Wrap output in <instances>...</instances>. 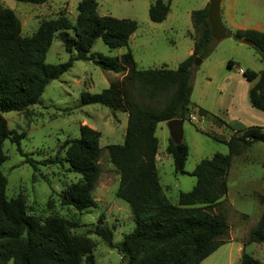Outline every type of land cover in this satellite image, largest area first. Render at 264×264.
<instances>
[{"label":"trees","instance_id":"obj_1","mask_svg":"<svg viewBox=\"0 0 264 264\" xmlns=\"http://www.w3.org/2000/svg\"><path fill=\"white\" fill-rule=\"evenodd\" d=\"M17 3L43 5L48 0H13ZM100 0H82L77 4L74 22L60 14L58 18L40 22L30 37L21 35V24L16 14L0 1V169L7 160L3 144H16L17 152L33 171L38 163L23 154L20 137L9 134L7 123L1 114L19 113L40 103L45 88L53 80L69 71L76 61L91 62L102 70L122 75L109 88L96 95L83 92L82 106L100 105L127 114V124L122 145H110L109 161L119 175L116 197L126 203L135 224L131 233L123 236L119 245L113 244V234L107 228L97 226L94 235L109 248L116 249L126 264H201L225 244L228 232L226 219L211 210L227 195L226 178L231 159L238 157L254 143L264 144V128L234 129L222 120L198 109L200 117L208 116L217 125L239 136L228 141L203 133L225 143L228 154H215L211 159L200 161L190 176L196 182L188 193H180L177 203L172 204L159 183L156 155L159 144L155 137L157 125L171 120H188L190 114L191 78L195 59H206L215 44L211 38L207 20V6L191 13L194 32L192 54L179 64L176 70L165 67L156 70H140L128 50L121 57H108L91 53L97 39L109 49L128 47L130 37L137 30V23L129 19H115L98 15ZM171 0H154L148 9L152 23L164 22L169 13ZM58 34L67 62L47 65L46 54L54 36ZM226 37L236 42L247 40L259 55L264 66V33L255 30L227 31ZM234 66L227 63V69ZM242 77L253 84L248 91L252 109L264 114V69L256 73L245 70ZM130 88L141 93L146 100L160 104L162 95L168 97L161 109L141 106L130 93ZM189 121V120H188ZM100 133L88 126H81L79 137L66 141L64 162L69 170L81 176L80 180L62 193L60 204L77 213L96 207L91 193L100 175ZM171 159L174 173L184 171L188 147L182 141L174 145L170 138L165 149ZM61 159L43 161L41 166L57 164ZM6 178L0 170V264H95L92 252L94 242L73 234L79 227L74 218L52 214L45 220L28 214L24 197L6 196ZM264 206V196L259 199ZM52 202L48 201L51 208ZM248 244L264 243V215L248 234ZM240 264H260L246 253Z\"/></svg>","mask_w":264,"mask_h":264},{"label":"rangeland","instance_id":"obj_2","mask_svg":"<svg viewBox=\"0 0 264 264\" xmlns=\"http://www.w3.org/2000/svg\"><path fill=\"white\" fill-rule=\"evenodd\" d=\"M1 1L19 19L21 35L30 37L40 22L56 19L60 14L74 22L77 4L82 0H54L42 7L13 0ZM153 1L100 0L97 7L99 16L129 19L135 21L138 27L128 47L111 50L101 39H97L91 53L121 57L130 50L140 70L162 67L176 70L192 54L195 34L191 13L208 7V0H171L167 18L160 24L152 23L148 18V9ZM220 8L222 23L228 31H234L231 28L233 23L244 30L264 33V0H222ZM68 57L56 34L45 63L53 66L63 64ZM229 61L234 63L231 70L227 69ZM263 69L256 51L232 37L215 42L210 55L199 65L193 64L189 121H183L182 128V141L188 147L184 166L186 175H176L171 159L166 158L164 149L169 138L167 124H161L155 132L159 144V183L172 204L177 203L180 193H188L194 187L196 180L190 174L200 161L211 159L215 154H228L225 143L201 132L220 141L240 135L235 130L217 125L208 116L200 117L198 109L222 120L231 128H234V124L237 129L264 128V114L249 105L248 91L253 84L242 77L245 70L259 73ZM121 79L122 75L104 71L91 62L76 61L69 71L49 83L39 104L24 112L1 114L9 134L20 137L22 153L38 163L35 173L24 163L16 144L4 142L3 152L7 160L0 170L7 181V198L23 196L28 214L41 220L55 213L64 218H74L79 227L72 233L84 235L94 242L92 255L95 264H126L116 249L109 248L94 235L97 226L112 231L114 245H119L123 236L131 233L135 227L129 206L116 197L119 175L110 163L106 149L110 145L123 144L127 115L100 105L82 106L80 96L83 92L99 94L108 89L111 82ZM130 93L141 106L155 109H161L168 100L162 95L163 101L155 104L137 90L130 88ZM85 125L100 133V175L91 193L96 207L77 213L60 204L61 193L81 178L79 174L71 172L64 162L62 146L66 141L76 140L80 127ZM56 157L62 161L48 166L40 165L43 161H54ZM226 183V197L211 210V213L220 214L226 219L229 229L224 237L225 244L201 264H240L243 253L264 264V243H247L250 230L264 215V206L259 204V199L264 196L263 143H254L248 151L231 159ZM48 201L52 202L51 208Z\"/></svg>","mask_w":264,"mask_h":264},{"label":"water","instance_id":"obj_3","mask_svg":"<svg viewBox=\"0 0 264 264\" xmlns=\"http://www.w3.org/2000/svg\"><path fill=\"white\" fill-rule=\"evenodd\" d=\"M221 0H208V11L207 20L209 24V30L211 38L215 42H220L226 38L227 29L221 20ZM241 43L247 46H252V44L247 40H241ZM201 59H195L194 65H199ZM183 120H171L167 122V129L169 131V138L174 145H178L182 142L183 137Z\"/></svg>","mask_w":264,"mask_h":264},{"label":"crops","instance_id":"obj_4","mask_svg":"<svg viewBox=\"0 0 264 264\" xmlns=\"http://www.w3.org/2000/svg\"><path fill=\"white\" fill-rule=\"evenodd\" d=\"M1 1V0H0ZM54 0H48L45 4H43V5H38V6H40V7H42V6H46V5H48L49 3L51 4L52 2H53ZM1 3L3 4V2L1 1ZM98 3H99V1H98ZM221 4H222V0H221ZM36 6V5H35ZM221 7V6H220ZM222 14V13H221ZM222 17V16H221ZM230 22H231V19H228ZM226 28V27H225ZM231 28L234 30V31H237V30H241V31H245L244 29H242V27L241 26H238V25H235V24H233L232 23V25H231ZM228 31V30H227ZM230 31V30H229ZM234 31H230V32H234ZM255 31H257V30H255ZM134 35V34H133ZM133 35L131 36V37H133ZM130 37V38H131ZM130 40V39H129ZM129 43V42H128ZM130 51V50H129ZM134 59V58H133ZM136 63V62H135ZM137 65V64H136ZM137 68H138V66H137ZM139 69V68H138ZM127 115V114H126ZM236 121H238V120H236ZM161 124H167V123H159L158 125H157V127H159ZM234 128H236V124H234ZM157 129V128H156ZM169 139V138H168ZM168 139H167V143H166V146H167V144H168ZM253 145V144H252ZM251 145V146H252ZM251 146L246 150V151H248L250 148H251ZM165 149H166V147H165ZM165 149H164V152H165ZM158 153H157V155H156V166H157V163H158ZM168 156L166 155V158H167ZM169 158V157H168ZM163 190V189H162ZM164 193V192H163ZM169 200V199H168Z\"/></svg>","mask_w":264,"mask_h":264}]
</instances>
